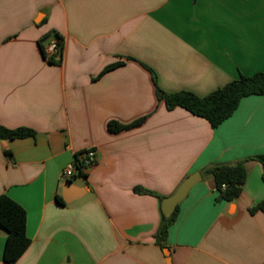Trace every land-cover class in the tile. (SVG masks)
Wrapping results in <instances>:
<instances>
[{
	"label": "crops",
	"instance_id": "1",
	"mask_svg": "<svg viewBox=\"0 0 264 264\" xmlns=\"http://www.w3.org/2000/svg\"><path fill=\"white\" fill-rule=\"evenodd\" d=\"M53 34L55 64L39 44ZM261 71L264 0H0V125L35 132L0 140V195L25 209L30 239L13 264H166V247L173 264H264V213L251 212L264 200L252 160L264 155V95L213 129L157 92L205 97ZM89 149L95 163L67 201L62 171ZM244 160L242 193L218 199L205 170ZM196 172L162 247V201ZM7 236L0 227V264Z\"/></svg>",
	"mask_w": 264,
	"mask_h": 264
},
{
	"label": "trees",
	"instance_id": "2",
	"mask_svg": "<svg viewBox=\"0 0 264 264\" xmlns=\"http://www.w3.org/2000/svg\"><path fill=\"white\" fill-rule=\"evenodd\" d=\"M50 35L41 39L39 43L41 51L50 63H60L63 51L62 39L57 34H53L58 40L60 52L48 56L46 47ZM121 64V62H117L107 66L100 75ZM149 70L152 72L155 85H157L155 73L151 69ZM157 92L159 100L165 103L168 110H173L177 107L183 108L195 116L204 118L215 129L233 115L243 98L264 95V71L250 76L241 75L238 79L231 81L205 97H199L189 91L165 93L158 87ZM145 119L146 117H142L130 124L110 121L107 128L111 133H118L141 125ZM34 135L35 132L28 128L8 129L0 125V140L25 138ZM252 160L258 161L264 169V155L253 157ZM247 161L244 160L235 164H218L205 170L204 173L211 174L214 178L216 190L219 193L218 199L230 203L237 200L247 180ZM262 180L264 182V170ZM135 192L152 194L151 191L140 187L135 188ZM178 208L179 206H177L175 212L170 217L163 215L162 224L155 236L157 243L162 247L167 246L169 228L176 220ZM257 211L264 213V200L251 207L252 213ZM26 223L27 214L25 209L9 196L5 194L0 195V227L8 233L4 248V259L8 264H13L30 244V239L26 232Z\"/></svg>",
	"mask_w": 264,
	"mask_h": 264
},
{
	"label": "water",
	"instance_id": "3",
	"mask_svg": "<svg viewBox=\"0 0 264 264\" xmlns=\"http://www.w3.org/2000/svg\"><path fill=\"white\" fill-rule=\"evenodd\" d=\"M202 178V175L200 172H196L193 175L187 177L182 183L181 185L178 187L177 191L175 192L174 195L170 196V197H166L163 199L162 201V210H163V214L166 217H170L176 210L177 206L179 205V203H181L185 197L187 196V194L189 193V191L192 189V187L197 184ZM64 189V196L66 198L67 201L70 200L71 194L73 193L75 187L73 186V182L72 181H66L64 183L63 186ZM164 253L166 256V264H173L172 263V258L170 255V250L168 247H166L164 249Z\"/></svg>",
	"mask_w": 264,
	"mask_h": 264
},
{
	"label": "built area",
	"instance_id": "4",
	"mask_svg": "<svg viewBox=\"0 0 264 264\" xmlns=\"http://www.w3.org/2000/svg\"><path fill=\"white\" fill-rule=\"evenodd\" d=\"M48 56L58 54L60 47L58 40L52 37L46 47ZM96 160V151L93 149L86 150L81 158L73 163L68 164L62 171L61 178L71 181L75 176L82 174L89 167L93 166ZM225 187V186H223Z\"/></svg>",
	"mask_w": 264,
	"mask_h": 264
}]
</instances>
